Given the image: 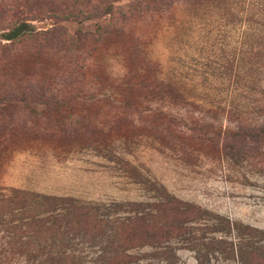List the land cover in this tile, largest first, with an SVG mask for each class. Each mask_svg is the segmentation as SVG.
I'll return each instance as SVG.
<instances>
[{"label":"rangeland","instance_id":"374dc122","mask_svg":"<svg viewBox=\"0 0 264 264\" xmlns=\"http://www.w3.org/2000/svg\"><path fill=\"white\" fill-rule=\"evenodd\" d=\"M258 5L0 0V197L129 202L158 183L264 229V113L243 97L258 66L241 38Z\"/></svg>","mask_w":264,"mask_h":264},{"label":"trees","instance_id":"16d2710c","mask_svg":"<svg viewBox=\"0 0 264 264\" xmlns=\"http://www.w3.org/2000/svg\"><path fill=\"white\" fill-rule=\"evenodd\" d=\"M248 2L252 10L261 3L260 24L246 20L241 32L244 54L256 52L258 70L257 83L247 85L243 97L263 114L264 0ZM29 27L22 22L4 38H23ZM250 39L256 44L247 45ZM252 131L264 137V125ZM2 195L0 264H183L179 253L184 250L198 264H264L263 228L179 199L162 184L147 189L143 200L129 202H84L19 190Z\"/></svg>","mask_w":264,"mask_h":264}]
</instances>
